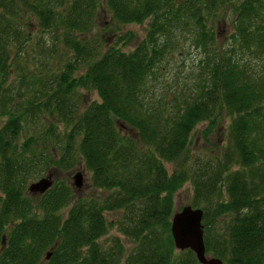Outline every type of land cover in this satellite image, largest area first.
<instances>
[{
  "label": "trees",
  "instance_id": "1",
  "mask_svg": "<svg viewBox=\"0 0 264 264\" xmlns=\"http://www.w3.org/2000/svg\"><path fill=\"white\" fill-rule=\"evenodd\" d=\"M102 1L116 24L146 21L133 48L100 51V42L72 35L94 26L99 0H0V100L14 69L8 46L25 44L12 16L30 11L42 31L58 22L72 52L31 98L0 105V264H199L188 249L175 250L169 233L172 195L187 181L189 204L203 209L205 253L224 264H264V0H236L221 43L212 17L228 0ZM183 36L201 55L192 84L173 82L152 96L151 82ZM134 38L126 32L118 41ZM79 89L97 100L79 104ZM40 114L50 123L19 142ZM223 117L217 158L190 163L193 128L206 123L208 132ZM76 163L95 195L74 196L62 180L42 195L25 191L28 178ZM106 213L131 243L126 255L118 237L100 241L113 224Z\"/></svg>",
  "mask_w": 264,
  "mask_h": 264
},
{
  "label": "rangeland",
  "instance_id": "2",
  "mask_svg": "<svg viewBox=\"0 0 264 264\" xmlns=\"http://www.w3.org/2000/svg\"><path fill=\"white\" fill-rule=\"evenodd\" d=\"M236 0H228L219 9V13L216 14V18L212 17L213 20V29L217 33V39L221 43L224 42L226 36L231 33V24L234 18L233 5H236ZM103 1L99 0V5L94 15V26L87 32V34H78V32H73L72 35L75 37H85V39H91L90 41L94 43L100 42V51H103L108 45L113 44L114 46L120 47L123 50H129L133 48L132 46L139 41L140 38L144 37L146 21L136 25V23L119 24L114 23L109 19V12L105 9ZM61 9V8H60ZM59 9L56 17L62 15V10ZM1 12V11H0ZM13 20L17 23L19 31L24 34L25 44L23 48L17 51L14 46H8L7 52L10 53L12 57L11 63L14 69L7 77V80L4 84V90L2 91L3 100H0V105L5 104V102L10 99V106L14 104L17 105L19 101H23L25 98H31L36 90L39 89V84L44 81V78H48L54 73H56L64 62H68V59L72 57V52L69 50L63 43L64 31L61 25H53L49 30L42 31L37 25V20L30 11L19 13L12 16ZM57 21V19H56ZM126 32H131L134 34V38L129 45L122 46L121 42L118 41L119 37ZM25 36L27 37L25 39ZM177 49L168 54L167 60L162 63L164 66L159 75L157 76L156 81L151 82L150 93L152 96L157 94V89L165 87L167 89H172L170 85L173 82L185 81L186 83H191L194 79V76L198 65V59L201 56L197 50L190 47L189 39L187 36H183V40L177 37ZM16 53H18L16 55ZM84 67H81L74 72L75 75L84 71ZM21 78L32 81V84H27L28 87L20 85L19 81ZM192 84V83H191ZM19 88V89H18ZM34 91V92H33ZM22 93V94H20ZM18 95V96H17ZM78 102L79 104L85 105L90 103L92 100H97V95L94 91H87L79 89L77 90ZM6 119L5 115L0 116V124ZM50 119L46 114H40L39 119L37 118L31 124L24 126L20 136L19 142L22 138L30 133H35L36 129L40 132L41 129L48 123ZM228 119L223 117L221 120H218L215 128L210 129L208 132H205L206 123H198L191 132L189 154H190V163L196 165L201 162H210L214 158H217L221 147L225 145V135H226V126ZM57 129L61 133L63 126L60 123H57ZM24 130L26 132H24ZM205 132V133H204ZM26 134V135H25ZM76 150V149H75ZM75 152V151H74ZM54 157H57L58 150L54 152ZM165 168L169 172L172 170L171 163H165ZM76 172H81V184L80 187H76L73 184V175ZM49 173L51 180H62L70 184L72 187L74 196H89L95 195L96 191L92 189L89 184V173L82 169L81 163H76L72 168L67 170H61L60 168L43 170L42 175L36 176L35 178H28L25 184V191L27 192L28 183L38 179L39 177L46 176ZM74 185V186H73ZM192 187L190 181L184 182L182 186L177 189L172 195L173 208L172 212L178 211L183 205H188L192 200ZM63 213H65L63 211ZM117 217V216H116ZM114 213H106L105 218L112 222L113 224L108 229L107 235H104L100 238V241L107 243L109 242L110 237L116 236L123 243L125 249V255L128 253V250L131 247V243L127 242L126 238L116 232L114 221H116ZM221 219V218H220ZM217 220L216 224L219 230L223 228V220ZM215 224V225H216ZM178 251V250H176ZM209 257L210 254L206 253Z\"/></svg>",
  "mask_w": 264,
  "mask_h": 264
},
{
  "label": "water",
  "instance_id": "3",
  "mask_svg": "<svg viewBox=\"0 0 264 264\" xmlns=\"http://www.w3.org/2000/svg\"><path fill=\"white\" fill-rule=\"evenodd\" d=\"M49 173L42 178H38L32 183H28L26 189L31 195L43 194V192L52 186V180ZM81 172H76L73 175V184L76 187H80L81 184ZM73 185V186H74ZM203 209L192 207L190 204L183 205L178 211H174L170 215L169 219V233L172 239L175 250L179 252L181 250L188 249L191 251L196 261L199 264H224L218 257H209L205 253L203 243V229H202V211ZM50 252H46L45 260L49 257Z\"/></svg>",
  "mask_w": 264,
  "mask_h": 264
}]
</instances>
